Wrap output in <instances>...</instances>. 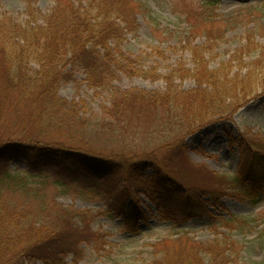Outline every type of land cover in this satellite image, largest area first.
Instances as JSON below:
<instances>
[{
  "label": "rangeland",
  "instance_id": "obj_1",
  "mask_svg": "<svg viewBox=\"0 0 264 264\" xmlns=\"http://www.w3.org/2000/svg\"><path fill=\"white\" fill-rule=\"evenodd\" d=\"M28 1L0 0V17L40 24L56 6L31 0L36 13L29 15ZM204 1L136 0L138 30L113 42L129 69L114 61L109 87L98 88L68 61L58 88L63 104L44 124L32 117L34 103L25 106L10 87L1 94L0 144H51L116 162L94 178L67 163L10 158L9 173L30 184L4 191L8 207L26 211L28 222L60 228L65 243L79 242L62 264H171L174 256L193 263L194 249L181 254L176 240L207 243L224 233L237 242V264H264V186L253 201L233 183H264V0H218L202 9ZM202 66L219 70L225 88H246L247 73L263 82L239 102L225 93L218 108L194 115L190 109L208 106L216 91L193 75ZM137 95L162 103H127ZM121 99L126 109L117 113ZM192 206L212 217L194 215ZM231 216L243 223L229 230L220 220Z\"/></svg>",
  "mask_w": 264,
  "mask_h": 264
},
{
  "label": "trees",
  "instance_id": "obj_2",
  "mask_svg": "<svg viewBox=\"0 0 264 264\" xmlns=\"http://www.w3.org/2000/svg\"><path fill=\"white\" fill-rule=\"evenodd\" d=\"M139 4L136 0H56V6L50 14L42 17L40 24L35 20L36 17L30 18L25 24L18 23L6 15L0 17V96L4 91H9L5 88L10 87L18 94L20 100L24 99L25 106L34 103V108L30 106L32 117L44 124L46 113L50 109L61 108L63 104L59 102L58 88L68 77L65 73L68 61L80 65L85 70L87 80L92 86L109 87L108 74L114 61H118L116 64L120 65L118 67L121 70H128L130 67L117 57L113 42L121 41L126 32L138 30L136 20L140 12ZM215 5H218V0H205L202 9ZM28 6L31 10L28 12L29 15L36 13L31 7V0L28 1ZM32 65L38 69H34ZM204 68L202 66L193 75L200 79L202 84L214 86L216 91L213 97L209 98L211 103L208 106L204 102V106H202L204 103L197 104L190 109L194 115H197V112L204 113L211 108H218L220 103L225 102L226 95L222 97L225 93H231L234 102L235 100L239 102L241 96L256 91V86L263 82L259 80V75L254 77L247 73L243 80L251 78L247 83L249 88L243 87L237 91L235 85L233 87L227 85L225 88L224 84L218 81L219 70L209 69L207 66ZM120 101L117 113L126 109L124 105L126 101L122 99ZM158 102L162 103L161 99L153 100L143 95L135 96L134 101L127 100V103L134 106L142 104L146 109L151 105L149 103ZM3 108L0 98V113ZM50 145L25 146L17 142L0 144V264H26L36 261L62 264L65 255L73 249L77 250L79 246L76 240L65 243L62 230L52 223L37 225L36 221L28 222L26 211L8 207L4 191L8 188L11 192H15L16 188L23 191L30 184L27 179L17 181L15 175L9 173L7 167L12 156H24L32 165L41 161L43 166L49 165L51 168L71 164L81 172L88 171V174L84 172L86 176L94 178L96 177L92 175L105 177L107 173L104 171H111L116 163L109 158L94 156L83 150L68 151L66 148ZM38 174L46 175L40 171ZM246 179L251 182L250 178ZM243 181L233 178V183H239L248 199L257 201L264 183L251 185ZM191 209L190 212L195 213L194 215L204 216L206 213L210 216L204 212L203 207H199L196 212L194 206ZM186 214L187 211L183 210V215ZM165 216L171 217V212ZM220 221L221 226L229 230L234 229L231 225L243 223L242 219L236 216ZM177 241L184 245L183 249L175 247L179 253L182 254L183 251L191 253L194 249L193 253L197 254L198 259L193 263L191 261L181 263L182 261L174 256L170 260L173 262H169L171 264H237L235 255L237 242L227 237L225 233L207 243L194 242L186 236L175 242Z\"/></svg>",
  "mask_w": 264,
  "mask_h": 264
}]
</instances>
